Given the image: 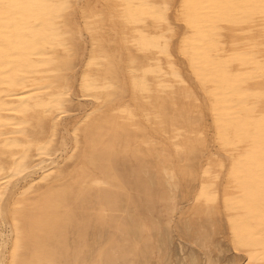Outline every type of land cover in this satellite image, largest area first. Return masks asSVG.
Returning a JSON list of instances; mask_svg holds the SVG:
<instances>
[{"label":"bare ground","instance_id":"6f19581e","mask_svg":"<svg viewBox=\"0 0 264 264\" xmlns=\"http://www.w3.org/2000/svg\"><path fill=\"white\" fill-rule=\"evenodd\" d=\"M207 1L0 0V136L12 133L0 140V224L15 238H1L0 264L57 254L58 241L24 244L25 226L51 233L48 222L75 219L80 229L99 230L105 225L91 222L111 207L126 224L125 239L102 248L104 232H96L82 258L70 248L66 264H90L92 256L101 264H216L207 252L216 233L249 264H261L262 244L231 203L254 189L264 211V154L254 158L248 149L246 156L237 139L247 144L251 125L230 120L221 102L248 64L247 38L264 46V4L224 0L239 11L240 27L254 28L230 32L223 23L228 35L218 40L200 31ZM204 41L224 55L212 71L198 54ZM240 113L248 117V107ZM245 156L258 166H243ZM143 168L149 178L132 177ZM240 171L262 183L240 184ZM147 183L151 201L130 193ZM149 209L169 219L179 211L177 222L147 224ZM236 257L224 263L237 264Z\"/></svg>","mask_w":264,"mask_h":264},{"label":"rangeland","instance_id":"374dc122","mask_svg":"<svg viewBox=\"0 0 264 264\" xmlns=\"http://www.w3.org/2000/svg\"><path fill=\"white\" fill-rule=\"evenodd\" d=\"M239 1V3L245 4V3H253V4H259L263 5L264 0H234ZM208 2V1H207ZM207 11L211 9L210 17H207V19H203L202 21H199L200 25V31L204 34H211V36H216L219 40V38L223 35H228L227 30L230 32H236L239 29L246 34L251 33L254 28L253 25L249 24H241V16L239 14V11L234 6H228L224 0H212L211 5H209V2L207 3ZM94 10L99 11L100 10V4L96 3L94 5ZM248 22V21H247ZM246 22V23H247ZM225 24V28L220 27L222 24ZM223 32V34L221 33ZM220 33V36H218ZM264 34V32H263ZM229 38V37H228ZM217 40V42H218ZM217 45V43H216ZM214 45L211 49L208 48V44L206 41L202 42V44L199 46L198 54L201 59L205 60L207 63L208 68L212 71V68L215 67L220 60L223 58V52L220 50H217V46ZM243 54L247 56L248 58V64L242 70L239 72L237 77L235 78V83L230 87L226 88L223 91V94H226V97L223 96L224 100L223 103L221 102L222 106L226 105L227 109H225V115L230 119L234 121H243L248 122L251 127L247 132V144H243L242 138L237 139V143L239 145L245 146L246 156L247 151H249L252 154V157L258 158L261 156V154H264V89L260 88V86L264 82V70L260 71L258 69V64L263 63L264 65V46H253L252 40L250 38H247V45L246 49H244ZM257 92H251L252 89ZM254 93H259L258 96L254 95ZM248 107L249 116L246 118L241 117L240 111L244 107ZM90 108L85 106L84 110L81 112H78V114H82L84 112L89 111ZM72 120V118L70 119ZM73 124L72 121L70 123ZM108 128V127H106ZM105 132V131H102ZM12 135L10 133L8 136H0L1 142L5 140L6 138H9ZM245 156L244 160L246 162V165L243 162V166H248L249 164H256L258 166L259 161L250 160ZM143 168L140 169V171H137L136 173H133L132 177H141V179L149 178L151 176V169L149 168ZM146 170V171H145ZM148 172V173H147ZM150 173V174H149ZM136 175V176H135ZM240 184L247 185V186H258L262 183L261 177H259L254 172L251 173L250 171H246L243 175V173L239 172V178H238ZM63 181V179H62ZM150 185L147 183L146 187L139 188L138 191H130L132 194L138 195V198H141L145 201H151L152 197L150 194ZM117 191H123V189L118 187H113ZM143 191V192H142ZM146 194H145V193ZM255 195V190L253 189L249 197L247 199H243V195L236 201H234L232 204V208L235 211L236 215L239 217V221L242 224V226H246L255 234L256 238L259 239L260 243L262 244L260 254L258 255L259 263L264 264V211H262L261 206H259V197L250 196ZM147 214H149V210H145ZM162 213H156L151 212L149 215V218L147 220V224H150L155 221H163L169 226H173L175 222H177V217L179 216V211L172 216L171 219H169L166 216H161ZM207 222V218H203V222ZM203 223L204 226H210V222ZM30 224L35 225V223L29 222ZM53 224L55 226L51 233H48L46 230H40V228H31V227H24L21 236L24 244H30L33 248L34 244L39 246H52L56 244L58 241L60 243V246L57 247V254H49L45 252H39L30 255L31 263H34L36 260V263L39 264H66L65 260L68 256V252L71 247H75L77 251V259H80L84 255L85 246L88 242L92 240L91 235L98 232H104V235L101 236L100 239L97 240L96 245L101 246L102 248H105L107 246H115L116 244H119L121 241H123L127 235L126 232H128L126 228V224L124 223L123 219L120 216V212L117 214L114 208L111 207L109 211H107V214L105 216V219H100L97 221H92L91 224L93 225H105V228L102 229H94L91 227L90 229H80L77 227V220L75 219H64L60 221H53L48 222ZM70 226H65L69 225ZM92 225V226H93ZM6 230V231H5ZM150 230H153V228H150ZM165 230H161L160 233L163 235ZM6 234V235H5ZM10 238H9V235ZM5 235V236H4ZM216 235V236H215ZM4 240H7L8 243L12 242L14 240V235L7 233V229L0 224V242L1 238ZM217 237V238H216ZM32 238V239H30ZM166 238V244L167 247L169 245V254L171 255L170 261L173 259L175 255V248L177 244V237L175 236V233H171V237H165ZM102 239V240H101ZM214 243L208 248L207 252L212 259L216 260V264H225V259H230L233 257L238 258L237 264H249L247 261V257L243 252H235L229 244V240L222 236L221 234H214ZM101 240V243H100ZM105 245V246H104ZM7 247L9 244L6 245ZM193 247L190 246V244H185V249L189 250ZM216 248V249H215ZM223 251H222V250ZM212 250V251H210ZM6 251V252H5ZM222 252V253H221ZM168 254V249L167 253ZM214 254H216L214 256ZM223 255L221 258H219V255ZM7 250H4L3 256L6 257ZM212 255V256H211ZM201 257L204 258V254H201ZM214 257V258H213ZM219 258V260H218ZM156 258H150V264H157V261L154 260ZM218 260V261H217ZM156 261V262H155ZM168 263V259H167ZM90 264H101V261L98 259L97 256L90 257ZM120 264H131L128 263V258H126L125 261H122Z\"/></svg>","mask_w":264,"mask_h":264}]
</instances>
